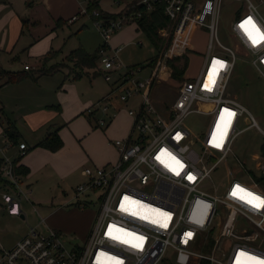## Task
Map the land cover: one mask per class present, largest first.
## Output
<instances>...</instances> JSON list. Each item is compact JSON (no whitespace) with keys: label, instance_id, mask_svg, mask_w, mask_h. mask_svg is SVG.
I'll list each match as a JSON object with an SVG mask.
<instances>
[{"label":"built area","instance_id":"2783aa9c","mask_svg":"<svg viewBox=\"0 0 264 264\" xmlns=\"http://www.w3.org/2000/svg\"><path fill=\"white\" fill-rule=\"evenodd\" d=\"M243 1L247 2V11L236 9L238 15L230 24L233 45L224 44L219 39L224 8ZM136 4L139 9L129 15L109 21L100 16L95 19L104 40L100 47L104 79L118 91L120 100L139 98L140 106L128 108L133 117L131 131L114 142L118 160L106 166L84 167L86 180L74 190L71 205L85 208L94 203L89 197L98 198L99 211L89 232L76 240L46 224L43 230L31 227L12 247L1 251L0 264H115L112 258L119 264H242L246 260L242 252L264 260V206L241 199L243 193L233 194L239 185L264 198V189L244 167L246 162L234 154L236 140L245 129H262L229 91L237 59L242 56L240 48L250 53L251 64L264 76V40L254 44L241 27L251 17L264 31V17L252 0H137ZM158 6L168 17L161 34L170 36L169 45L151 66L147 62L135 67L124 64L119 56L121 47H111L113 35L132 16H142ZM82 12L87 10L83 8ZM197 29L208 33L202 68L197 76L182 75L175 100L162 114L153 102L154 85L174 78L171 61L188 60L190 37ZM143 71L149 74L143 76ZM109 100L108 95L87 111L95 112L101 106L106 112ZM205 115L209 120L202 133L192 132L186 120ZM241 120L247 123L245 128H239ZM106 121L101 118L99 124L104 126ZM27 148L25 143L20 144L22 154ZM167 153L183 163L179 174L168 166L172 162ZM230 156L235 157L238 170L245 175H232L229 170L231 180L219 193L214 175L222 171V165L227 166ZM253 157L264 175V157ZM5 159L3 169L16 192V198L5 195V200L14 213L24 190L13 174V161Z\"/></svg>","mask_w":264,"mask_h":264},{"label":"crops","instance_id":"0c3cea01","mask_svg":"<svg viewBox=\"0 0 264 264\" xmlns=\"http://www.w3.org/2000/svg\"><path fill=\"white\" fill-rule=\"evenodd\" d=\"M102 1L100 0V7ZM113 1L119 4L120 7L115 10L105 9V11L112 13L123 9L124 6L120 4V0ZM127 2L125 3L128 4ZM82 9L81 0H0V162L3 159L5 160L2 166L4 167L6 157L12 161L20 158L19 163L29 170L28 174L20 179L24 193L23 196L18 197V200L16 199L19 206L15 208L14 213L9 211L10 204L5 200V195L16 198V192L13 185H11L12 181L9 176L6 173L2 174L10 183L0 184V223L2 214L5 212L9 215H19L24 218V200L30 201L33 189L35 190L38 187V183L43 185L44 179L46 181L45 185L50 189H58L59 194L51 197L52 200L47 202H51V204L49 203L47 208H43L44 216L39 223L42 224L44 219L43 225L45 228L48 225L63 233L71 234L70 231L62 230V228L68 227L67 223L62 220V216L67 213H75L72 210L64 212L65 209H63L70 207L71 204L68 202L70 198H66L69 195L68 190L74 194L76 186L86 180L83 175L84 167H100L116 162L119 158V151L116 145L117 151H111L108 146L115 142L114 139L126 138L131 131L133 117L128 114V108H138L140 106L139 98L128 102L117 100L118 91H114L112 84L105 80L108 85L100 93L98 100L94 102L90 100L86 102L71 100L70 102L74 82L81 80L83 76L75 79L67 70L60 69L48 73L43 72V58L47 53L59 51L61 55L65 56L77 49L74 48L69 53L64 51L63 47L55 48L52 39L59 34L61 28L65 26L70 28V25H73L84 14ZM75 16L77 18L71 21ZM23 19L26 20V24H23ZM6 22H8V26L5 25ZM58 22L61 25L57 26ZM130 25H134L136 31H141L135 23H130ZM127 35V31L119 30L111 40V47H122L120 45L122 38ZM22 37L25 38L27 45L16 52L14 51L15 46ZM46 37H51V41L47 42L43 48V39ZM102 44L100 43L96 50ZM139 45H142V42H139ZM5 52H8L11 56L14 54L10 58V64H13L12 61L14 60L18 61L20 66L17 65L15 68L5 67L3 63ZM22 56L30 59V61L25 58L21 62ZM186 62L188 67V60ZM22 63L23 66H21ZM25 66H29V69H26ZM2 70L14 72L18 76L21 74V77L18 80L6 82L7 76L1 74ZM186 70L183 76L192 77L186 76ZM96 73H87L84 76H87L90 80H95L96 77L100 76ZM56 75H61L57 82L51 83V85L44 82L45 85H43L44 77L53 78ZM65 81L68 82L65 83ZM177 88L178 86L173 92H167V94L161 92L163 104L158 106L168 107L177 96ZM108 95L110 96L108 111L104 112L102 107L99 106L95 113L88 117L87 113L89 112L87 110ZM11 99L15 100L17 111L10 110L9 101ZM154 104L157 107L155 100ZM8 111L13 113L10 114ZM101 118L107 120L104 126L99 124ZM8 119L12 120L18 129L19 136L16 139H10L5 134L1 121L6 122ZM20 122L26 125L22 126ZM58 128L59 135L64 142L60 149L52 151L37 145L48 134L55 132ZM21 143H25L28 147L24 154L20 149ZM78 173L80 177L74 186L66 182L69 177L71 178L72 175ZM59 180L60 185L51 186ZM58 196L66 198L65 202L59 207L54 205ZM19 210H21V213L17 214ZM92 224L89 226L87 233ZM36 227L39 229L40 226L37 225ZM22 237L17 239L12 235H4L0 230V253L3 249L12 247Z\"/></svg>","mask_w":264,"mask_h":264},{"label":"rangeland","instance_id":"374dc122","mask_svg":"<svg viewBox=\"0 0 264 264\" xmlns=\"http://www.w3.org/2000/svg\"><path fill=\"white\" fill-rule=\"evenodd\" d=\"M90 1L91 0H81L82 7L85 8L87 12L82 14L73 25L71 24L70 28L68 26H65L64 28H61V30H59V34L52 39L53 47H63L64 51L69 53L74 48L82 47L85 48L88 52L93 53L95 52L99 44L104 42L100 30L96 25L95 19L99 16H102L103 12L111 13L109 11H105V9L115 10L120 6L113 0H103L101 2L102 12L98 11L100 12V14L98 16L94 15L93 18L92 14L88 13ZM126 1L129 0H120V4L124 6L123 9L112 13H122L121 16L123 17V15L129 11V8L127 7L128 5L125 3ZM252 1L258 6L260 14L264 17V2H260V0ZM239 7L241 12H246L247 2H237L232 4L229 8L228 6L224 8L219 26V39L224 44L233 45L234 41H232V37L229 34L230 24L232 20L237 17L238 13H236L235 11ZM5 25L8 26V22H6ZM122 29L128 32V35L122 38V42L120 43L122 47L119 52V56L124 64L129 66L139 63L145 64L153 56L156 55V53L158 52L157 48L142 31H136L135 26L130 25V23H124ZM50 38L46 37L43 39V48L45 47L47 42L51 41ZM139 42H142V45H139ZM207 43L208 33L204 29H197L192 33L190 37V45L192 51H190L187 56L188 67L186 70V76L194 77L199 74L205 59ZM26 45L27 44L25 38L22 37L20 42L15 46L14 51L17 52ZM1 47L3 48V46ZM240 52L242 56H239L237 59L236 67L229 84V91L231 95L235 97L241 104H243L256 118L262 131H260L256 127H249L245 129L236 140V143L234 145V154L242 162L246 161L244 167H246L249 171H254L257 175H260L262 173H260V170L256 167V158L253 157V154L260 153L261 144L264 142V76L261 75L259 71L251 64L250 53L246 50H243L242 48H240ZM69 55L70 54L65 56L61 55L59 51L49 52L48 57L44 58L46 68L48 69V71L59 69L67 70L71 76L76 75L79 69H77L73 62L70 60ZM12 56L8 52L4 53L5 59L3 63L5 67L15 68L17 65L20 66L18 64V61L14 60L12 61L13 64H10V58ZM25 58V56H22L21 62H23ZM26 59L30 61V59ZM97 63V68L83 67V73L90 74L93 72H97L98 69L100 70V68H102L100 57ZM179 65L184 67L185 61L180 62ZM21 66H23V63L21 64ZM43 67H45V65ZM148 74V71L142 72L143 76ZM60 77L61 75H56L53 78L44 77L43 85H45L44 82L51 85V83L57 82ZM67 82L68 81H65V83ZM179 82V79L170 78L169 80L162 81V83L157 82L156 86H154L152 92V98H154L153 102L155 100L157 109L162 114L165 113V108L162 106H158L163 104V98L160 95L161 92H164L165 94H167V92H173L178 86L177 84H179ZM74 83L75 85L73 86V95L72 99H70V102L71 100H76L78 102H86L90 100L94 102L98 100V98L100 97V93H102L105 87L108 85L102 75L96 77L95 80H90L87 76H83L81 80L75 81ZM117 100H120L119 97ZM15 103L16 102L13 99L9 101V107L11 111H17ZM8 113L11 114L13 112L8 111ZM245 115L247 116V114ZM208 120L209 115L191 116L186 120V124L192 132H198V134H200L205 129ZM20 124L22 126L26 125L22 122H20ZM246 126L247 123L241 120L239 123V128H245ZM115 140L116 139H114L113 141ZM108 148L111 151H117L114 143L112 145H109ZM238 167V161L235 159V157L230 156L227 166L225 164L222 165V171L214 175V180L217 184L219 193L223 192L224 188H226L231 180V173L229 172V170H231L232 175L241 177L245 175V172L242 169L238 170ZM79 177V173L74 174L71 176V178L69 177L66 182H69L72 184V186H74L77 183ZM45 183L46 181L44 179L43 185L38 183V187L35 190L33 189L32 196H30V201L24 200V218L19 215H9L7 212L2 214L0 230L4 235H12L18 239L29 232L31 227H36L37 225H39L40 230H43L45 228L43 222L42 224L39 223L44 216L43 208H47L49 206V203L51 204V202L47 203L49 200H52L51 197L59 194L58 189H50L45 185ZM48 184L51 185L50 183ZM56 185H60V180L59 182H55V184L51 186L54 187ZM68 192L69 195L66 198H70L68 202L73 203V193L70 190H68ZM66 198L64 196H58L57 202H54V205H57L58 207L61 206V204L65 202ZM88 200H91L94 203L91 205H87L85 208H81L80 206H76L74 204H70V207L68 208H63L65 209L64 212L71 210L75 212L73 214L67 213L62 216V220H64V222H66L68 226L62 228V230L70 231L71 234H69V237L73 239L80 240L79 238H82L86 235L89 226L92 224L97 212L99 211L98 198L96 196H91L88 198ZM34 201L37 203H35ZM75 235H78V237L76 236L75 238Z\"/></svg>","mask_w":264,"mask_h":264},{"label":"trees","instance_id":"16d2710c","mask_svg":"<svg viewBox=\"0 0 264 264\" xmlns=\"http://www.w3.org/2000/svg\"><path fill=\"white\" fill-rule=\"evenodd\" d=\"M137 0H129L128 1V8L129 11L126 12L127 15H129L131 13V11L133 12L134 10L139 9V7L136 4ZM97 10V11H101V7H100V0H91L89 7H88V13L92 14L93 18V12ZM122 13H108V12H103L102 16H100V18H103L106 21L109 20H114L117 19L121 16ZM99 18V17H97ZM96 18V19H97ZM127 23H135L138 26V29L141 30L147 37L148 39L153 43V45L157 48V54L155 56H153L146 64H149L150 66L152 64H154L159 56L160 53H162L165 48L167 47V45H169L170 43V36L166 37L163 34H161L160 30L162 28H165L169 21H168V17L164 14L163 12V7L162 6H158V8L156 10H153L149 13H144L142 16H132V18H130L128 20ZM23 24H26V20L23 19ZM60 25V22L57 23V26ZM47 53L45 55L44 58L48 57ZM99 57L101 58V53H100V47L93 53H90L88 51H86L84 48L79 47L73 51H71L69 58L70 60L73 62V64L75 65V67L78 70V73H76V75H74V78H80L84 75H86V73H83V67H87V68H97L98 67V59ZM43 58V59H44ZM179 61H171V65H173L174 67V73H173V77L175 79H182V75L185 72V67H186V60H185V66L182 67L179 65L178 63ZM45 65V67H43V72L48 73V72H52V71H48V69L46 68V63H43V66ZM133 67L137 66L136 65H131ZM1 74H5L7 76V80L6 82H11V81H15L20 79L21 74H19L20 76H18L17 74H14V72H8V71H1ZM97 75H102L103 74V70L102 68H100V70L98 69ZM95 112L92 113H87V116L90 117L94 114ZM2 125L4 126V131L5 134L8 136V138L10 139H16L19 136V132L17 127L15 126L14 122L12 120H7L6 122H4V120L1 121ZM64 142L63 139L61 138V136L59 135V128L53 132L47 135V137L42 140L40 143H38V146L47 148L49 150L52 151H57L58 149H60L63 146ZM260 153L264 156V142L261 144V148H260ZM20 158H17L13 161V174L18 176L19 179L22 178V176H25L28 174L29 170L27 167H25L23 164L19 163ZM5 163V160L3 159L2 162H0V184L2 183H10L9 181H7L4 177H3V173H5V170L3 169L4 167L3 164ZM252 176L254 177V179L259 182L260 186L264 189V175L260 174L257 175L254 171L251 170ZM10 179V178H9ZM8 179V180H9ZM11 180V179H10ZM12 183V182H11ZM11 185H13V187H15V184L12 183ZM201 264H209L207 261H203Z\"/></svg>","mask_w":264,"mask_h":264},{"label":"snow or ice","instance_id":"6c2138e0","mask_svg":"<svg viewBox=\"0 0 264 264\" xmlns=\"http://www.w3.org/2000/svg\"><path fill=\"white\" fill-rule=\"evenodd\" d=\"M242 28H244L246 34L249 36V38L252 40V42L254 44L259 43L261 40H264V31H261V29L255 24V22L252 20L251 17H248L247 20L245 22L242 23L241 25ZM214 83V81H213ZM205 88H209L208 84H205ZM227 111V110H225ZM164 152H166L167 150H162ZM168 157L170 158L171 162L170 164H168L169 167H171V169L176 172L177 174H179V170L181 168L184 167L183 163L178 160L175 156H172L171 153H167ZM165 163H168L167 161H165ZM191 178V177H189ZM241 193H243V195H240ZM234 195H240L241 199L246 200V202L250 203V204H254L257 207H261L264 206V198L257 196L254 193L249 192L246 189L241 188L239 185L236 186V189H234L233 191ZM127 199V197L125 198ZM133 203H136L133 201ZM123 207V206H122ZM128 209H125V211H127ZM135 214V213H134ZM162 215L167 216V213H163ZM126 230L124 229H117V232H125ZM127 235L132 236L134 234L132 233H127ZM116 239H121L122 237L120 236H116ZM137 240H143V237H136ZM126 243L130 242L125 240ZM136 247H139V244L135 245ZM242 257H245L246 260L242 262V264H248L249 261H253L255 262V264H264V260H260L257 257H253V256H249L248 253H241ZM115 261V264H119V261L115 260V258H112Z\"/></svg>","mask_w":264,"mask_h":264}]
</instances>
